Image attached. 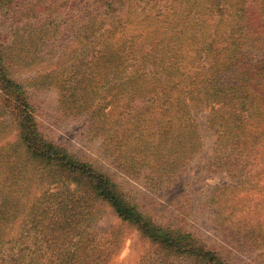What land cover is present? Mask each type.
<instances>
[{
    "label": "trees",
    "instance_id": "16d2710c",
    "mask_svg": "<svg viewBox=\"0 0 264 264\" xmlns=\"http://www.w3.org/2000/svg\"><path fill=\"white\" fill-rule=\"evenodd\" d=\"M57 1L60 0H0V95L12 98L17 104L24 152L29 164L35 165V172L40 171L38 177H42L43 172L50 173V183L65 179L67 182L74 181L75 187H59L53 191L44 189L28 202L34 176L25 175L26 168L19 166L16 158L20 155L14 153L15 150L6 154L5 158L0 154V167L3 168L0 178V264H101L98 256H89L84 250L86 247L82 246L84 233L81 227L83 220L88 218L84 215L89 212V203L93 201L107 202L121 218L137 224L153 240L190 251L193 246H187V241L191 236L185 229L152 222L125 200L110 175L91 162L67 154L62 147L53 146L37 131L34 106L27 97V91L11 76L12 66L27 63L37 55L36 50L25 47L24 52L22 47L23 43L34 42L30 33L33 27L25 24V29H18L17 36L21 40L17 52L12 48L13 42L8 44L5 39V30L9 24L23 17L30 19L31 10L36 5L47 4L48 8ZM252 1L81 0L76 15H85L89 23L83 26L84 40L80 38L78 48L68 59L74 60L69 70L66 69L65 83L68 87L63 90L64 103L76 104L79 101L82 109L78 112L91 110L86 93L81 91L85 92L92 82L101 91L125 90L128 104L135 99L145 102L168 99L178 89L177 105L169 108L172 110L167 114L172 117L164 126L174 138L173 145L184 146L185 154L180 156L192 152L197 143V138H193L196 136V125L187 118L189 115L184 105L187 101L209 106L212 126L220 127H217L218 138L221 141L227 138L235 140L239 132L235 127L240 118L245 116L248 121L253 115L250 94L260 86L264 92V59L252 61L249 52L243 49L248 42L256 46L264 41V0ZM132 16L143 24V28L115 36V32L122 24L129 23ZM70 17L72 22L77 21L74 14ZM90 23L97 26L89 30ZM187 38L194 42L191 66L195 67V75L186 78L187 84H184L182 61ZM114 44V50L109 49ZM100 68L106 70L105 76L97 78ZM72 97L75 99H70ZM179 103L184 105L185 111ZM128 104L122 114H128L124 113ZM177 109L183 114L176 115ZM173 117L175 121H172ZM256 117L261 119L262 116L259 114ZM260 122H252L249 127L254 128L251 135L258 134L262 141L264 124ZM229 123L235 127L228 128ZM239 126L242 127V123ZM190 130L192 138L188 137L191 136ZM189 147L191 150H188ZM170 162L164 170L178 168ZM248 164H243V169H247ZM257 169L261 179L251 181L249 172L244 173L242 180L239 178L252 189L262 183L257 199L260 204L256 202L257 206L252 209H249V202L247 205L239 201L233 206L221 205L220 195L216 193V190L224 188L221 186L214 187L208 197L214 201L215 215L223 223L228 222L229 226L236 228L237 232H243V223L250 229L246 235L264 231V159ZM90 196L92 201H89ZM244 206L249 209L247 212L242 211ZM196 253L206 264H228L215 251L214 257L213 253L201 247H197Z\"/></svg>",
    "mask_w": 264,
    "mask_h": 264
},
{
    "label": "rangeland",
    "instance_id": "374dc122",
    "mask_svg": "<svg viewBox=\"0 0 264 264\" xmlns=\"http://www.w3.org/2000/svg\"><path fill=\"white\" fill-rule=\"evenodd\" d=\"M80 3L81 0H60L53 7L36 5L31 10L30 19L23 17L9 24L5 39L8 44L13 42V50L17 52V46H20L18 29L22 31L26 28L25 24H29L33 27L30 33L34 42L23 43V51L27 47V50H36L37 53L29 62L12 66L11 76L27 91V97L34 106L35 126L44 140L53 146L62 147L73 157L91 162L110 175L129 204L135 205L152 222L185 229L191 236L187 246H193L190 251H185L155 241L142 232L137 224L121 218L107 202L93 201L89 203V212L84 215L88 218L83 220L81 227L84 233L82 246L86 247L84 250L89 256H98L101 264H206L196 253L197 247L213 253V257L215 251L228 264H264V231L246 235L250 229L243 223V232L235 231L236 228L229 226L228 222L223 223L215 215L214 201L208 198L214 187L221 186L224 188L216 190L221 205L231 206L238 201L247 205L249 202V209H252L257 206L256 202L260 204L257 199L262 183L259 182L256 189H252L248 183L240 182L239 178L242 180L244 173L249 172L251 181L261 179L257 167L264 159V140L261 141L258 134H254V138L251 135L254 128L249 126L260 120L264 124V113H261L264 111L262 86L257 85L260 87L250 94V109H253L251 119L247 121L243 116L237 127L231 123L227 125L228 128L239 130L235 140L227 138L221 141L218 138L219 126H212L213 117L209 106L194 105L187 101L184 104L189 115L187 118L196 125V136L193 138H197V143L186 156H180L185 154L184 146H174V138L164 126L172 117L167 114L172 110L169 108L177 105L175 99L180 95L178 89L168 99H152L149 102L135 99L128 104L125 90L116 92L114 89L106 91L102 88L101 91L92 82L85 92L81 91L82 94L86 93L91 110L78 112V109H82L81 102L64 103L63 90L68 87L65 83L66 69L69 70L74 60H68L69 56L78 48V41L84 40L83 26L89 23L85 15H76ZM251 6L254 8L253 3ZM72 14L77 21L72 22ZM45 17H49L48 20L45 21ZM96 26L90 23L88 29ZM142 26L132 16L129 23L122 24L115 32V36L135 28L139 30ZM113 42L116 44L117 41ZM115 44L110 45L109 49L114 50ZM193 47V40L187 38L182 61L184 84H187L186 78L195 75V67L191 66ZM243 49L249 52L252 61L264 59V41L256 46L248 42ZM105 72L100 68L97 78L105 76ZM3 96L0 95V154L5 158L6 154L15 150L14 153L20 155L16 158L19 166L21 169L26 168L25 175L34 176L35 181L30 187L32 193L27 196L28 202L44 189H73L74 181L57 179L50 183L51 174L46 172L38 177L40 171L35 172V165L29 164L24 152L25 144L18 127L17 104L12 98ZM127 104L124 113L128 114H122ZM184 105L181 107L183 110ZM177 110L180 114L177 112L176 115L183 114L180 109ZM259 114L261 119L256 117ZM175 120L173 117L172 121ZM189 133L191 136L188 137L192 138L191 130ZM188 150H191L190 147ZM169 162L174 167L178 165V168L164 170L166 166L168 168ZM247 163V169H243V164ZM2 169L0 167V178ZM240 173L243 175L240 176ZM92 199L90 196L89 201ZM245 207L242 211L247 212L249 209Z\"/></svg>",
    "mask_w": 264,
    "mask_h": 264
}]
</instances>
